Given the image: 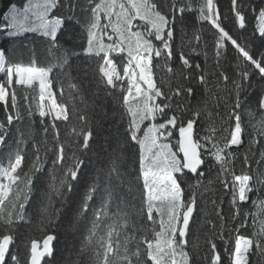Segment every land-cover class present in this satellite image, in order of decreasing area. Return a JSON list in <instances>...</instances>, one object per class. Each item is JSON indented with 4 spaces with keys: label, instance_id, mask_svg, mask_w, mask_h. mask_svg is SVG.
Instances as JSON below:
<instances>
[{
    "label": "snow or ice",
    "instance_id": "snow-or-ice-1",
    "mask_svg": "<svg viewBox=\"0 0 264 264\" xmlns=\"http://www.w3.org/2000/svg\"><path fill=\"white\" fill-rule=\"evenodd\" d=\"M229 5L231 16L221 13L217 0H199L195 8L191 0H84L79 5L84 15L81 21L71 0H43L35 6L39 9V23L32 28H25L5 14L0 32L9 37L40 32L46 38L47 66H39L34 53L25 64L11 61L0 49V105L7 112L6 122H0V146L14 121L22 119L17 88L24 90L20 99L27 103L29 115L32 99L38 98L36 110L44 137L40 143L33 142L32 155L27 157V141L21 133L6 166H0V223L4 226L0 264H20L17 254L10 251V233L17 221L25 219L31 173L41 170L49 152L53 170L59 169L61 175L53 177L42 226L54 224L61 209L55 208L53 199L63 204L65 194L72 191V182L78 180L85 166L82 157L95 152L97 161L76 209L73 229L89 212L91 219L85 226L77 259L70 264H196L189 251L190 221L197 210L198 189L214 183L213 171L215 180L231 196L232 221L239 220L240 209L250 199V193L264 190V171L237 175L232 167L244 144L240 113L250 78L258 76L264 81V7L258 13L252 9L258 23L253 36L240 42L243 38L226 30L224 23L231 20L234 27L246 28L244 0H229ZM31 7L26 4L24 13ZM62 9H67V14ZM190 11H195L201 25L207 24L213 30L217 63L231 46L239 69L233 77L220 73V78L231 85L230 103L226 105L228 127L217 129L214 116L220 114L207 112L199 103L194 106L188 99L194 95V82L207 84L201 65L183 51L178 55L176 69L171 63L176 26ZM194 38L200 39L199 35ZM255 41L261 45L258 56L252 52ZM192 51L198 54L195 47ZM89 71L96 80L90 102L80 84V74L87 75ZM101 93L111 98L118 109L114 113L118 119L107 129L96 119H107ZM256 103L264 111V88ZM58 121L65 125L64 139ZM177 132L179 138L173 144ZM256 134L264 138V121ZM260 142L264 141L250 134L245 164L249 163L253 145ZM68 147L73 149L71 162L65 163ZM260 157L264 163V151ZM259 207L264 210V200L259 201ZM216 215L221 221L216 234L225 241L224 255L214 240H209L208 264H225V256L228 264H250L251 254L264 256V221L259 231L248 238L240 234L246 220L229 229L222 211ZM207 223L217 228L212 220ZM225 231L229 237L235 233L234 243L225 237ZM54 239V235H46L40 250L36 241L31 242L30 264H41L45 256L52 255ZM196 247L192 243V248Z\"/></svg>",
    "mask_w": 264,
    "mask_h": 264
},
{
    "label": "trees",
    "instance_id": "trees-1",
    "mask_svg": "<svg viewBox=\"0 0 264 264\" xmlns=\"http://www.w3.org/2000/svg\"><path fill=\"white\" fill-rule=\"evenodd\" d=\"M68 0H66V3ZM84 0H71V3L76 5L77 18L81 21L84 20V15L80 12L79 5ZM182 2H188V0H182ZM199 0H191L193 8L198 4ZM219 10L221 13L231 16L229 12V0H217ZM31 0H0V23H3L5 14H8L10 10L15 8L21 10L24 9L26 4H30ZM246 11V28L238 29V26H233L231 20H226L224 27L234 35H238L243 38L240 42H246L247 38L253 36V30L258 23L252 12V9H256L257 13L260 7H264V0H244ZM67 14V9H62ZM51 13L49 18H51ZM75 24V20L71 21ZM79 28V25H76ZM213 30L207 24L201 25L196 19L195 11H190L185 14L182 24L176 26L175 41H174V56L172 58V66L176 69L179 61L178 55L183 51L186 55L193 57V62L200 64L204 70L207 84L200 85L198 82H194L192 87L194 88V95L189 97V101L195 106L199 103V106L207 112L219 113L220 115L214 116V126L219 129L223 125L228 127L230 122L226 116V105L230 103V90L231 85L220 78V73H225L230 77H233L239 69L236 67V60L234 58L231 46L225 58H221L219 64L215 58V38L212 34ZM195 35H199V41L194 38ZM258 36V32L255 33ZM158 43V42H155ZM67 46V45H66ZM197 49L198 54L193 53L192 48ZM261 45L259 41L252 43V52L258 56V51ZM0 49H3L7 53V57L14 62L28 63L31 55L34 53L35 58L38 61V65L46 67L47 59V41L40 32L22 33L17 37H9L6 33L0 32ZM117 56H123L124 54H113ZM156 61H154L155 63ZM83 64V61H81ZM198 71V70H197ZM55 74V73H54ZM159 75V73H157ZM75 75V73H74ZM171 76V73L168 74ZM250 87L247 89V95L243 97L244 107L241 110L242 127L244 132L242 139L244 144L237 152L236 158L233 160L232 167L235 174H252L255 175L258 170L264 171V163L261 162L260 152L264 151V142L253 145L251 152L249 153V163H244V154L248 151L249 136L255 138L258 141H264V138L256 134V128L260 126L261 121H264V111H260L257 108V95L264 88V81H261L258 76L250 78ZM80 84L84 91L85 98L90 102V92L95 90L96 80L91 71L87 75L80 74ZM55 91V89H54ZM18 102L20 103V112L22 119L20 121H14L13 125L9 128L3 146H0V166H6L7 157L10 152H13L16 147V140L23 134L24 139L27 141L25 151L27 157L32 155L33 142L40 143L43 140L41 118L36 110V103L38 98L32 99V114L29 115L27 109V103L20 99L25 93L21 88H17ZM59 99V93H57ZM101 100L105 102L107 119L97 117V122L102 125L103 128H110L118 116H114V113L118 112L116 106L112 103L111 98H104L101 93ZM77 104L80 108L84 105L80 104L77 100ZM218 105V107H217ZM99 112V108L96 109ZM7 112L3 105H0V122H6ZM224 117V119H221ZM45 121L48 118H44ZM202 123V122H201ZM60 128L61 139L65 138V125L61 122H57ZM200 123L196 127L200 128ZM202 134V133H201ZM178 132L174 134L172 143L175 144L178 139ZM51 135L48 136L49 146H51ZM222 140V137H219ZM96 145L93 146L96 149ZM72 148H66V156L68 159L65 163L71 162ZM43 155V152L41 153ZM52 155L49 152L47 161L39 172L31 173L32 183L30 190L28 191V200L24 209L25 219L17 221L14 225L11 235H13V243L11 244L10 251L17 254L20 264H29L31 257V242L36 241L42 244L44 238L48 234L55 236L53 243L52 256L45 259L44 264H70L71 261L77 259V251L81 245L83 236L85 234V226L90 222L91 213L86 214L84 218L76 222V227L73 229V221L76 215V209L81 203V199L86 191L87 183L91 178L97 161L95 159V152H89L82 158L85 160V166L82 168V175L78 180L73 181V189L71 192H67L63 198V204L60 199L54 198L53 204L55 208H60L61 211L58 217L55 218V222L52 225L42 226V220L45 219L43 212L44 206L48 203L47 194L50 193V188L53 183V177L61 175L60 170H53L51 164ZM28 163L26 158L25 164ZM27 170V169H25ZM214 183L211 185H205V187L198 189L199 199L197 204V210L193 215L192 222L190 224L189 232V251L190 255L196 258V264H208L206 259L210 255L209 240H214L217 250L224 255L225 241L221 240L217 236V231L220 230L221 221L216 215L217 211H222L226 218L225 224L227 228L231 229L240 222V220H246V227L241 229L242 235L251 238L254 233L258 232L261 227V221H264V210L259 207V201L264 200V190L254 191L250 193V199L244 203L240 209L239 220L233 222L232 207L230 204L231 196L224 189L222 183L215 180V171H213ZM231 179V177H229ZM23 187V184H21ZM215 201V203H213ZM252 201H257V204H253ZM51 211V210H50ZM245 214H247L245 216ZM212 220L217 228L213 229L208 223V220ZM4 234V226L0 223V236ZM224 235L231 243H234L235 233L231 237L228 236V232L225 231ZM192 243L197 245L196 248H192ZM250 264H264V256L254 253L249 257ZM148 264H151L149 261ZM225 264H228L227 257L225 256Z\"/></svg>",
    "mask_w": 264,
    "mask_h": 264
},
{
    "label": "rangeland",
    "instance_id": "rangeland-1",
    "mask_svg": "<svg viewBox=\"0 0 264 264\" xmlns=\"http://www.w3.org/2000/svg\"><path fill=\"white\" fill-rule=\"evenodd\" d=\"M41 3H43V0H31L30 5H32V7L30 8L27 14L24 13V9L19 10L17 8H12L10 12L8 13V16L10 18H14L18 24H23L25 28H32L36 26V24L39 23V21L37 20L39 9H37L35 6ZM25 15H27V19H25ZM23 33H26V32H23Z\"/></svg>",
    "mask_w": 264,
    "mask_h": 264
},
{
    "label": "water",
    "instance_id": "water-1",
    "mask_svg": "<svg viewBox=\"0 0 264 264\" xmlns=\"http://www.w3.org/2000/svg\"><path fill=\"white\" fill-rule=\"evenodd\" d=\"M192 220L190 221V224H191ZM53 243H54V240L51 242V246H53ZM10 248H11V245H10ZM37 248L38 250L42 249L43 248V243L42 244H39L37 243ZM52 256V255H51ZM50 256V257H51ZM49 258V256H45L42 260H41V264H44V261L45 259ZM29 264H30V261H29Z\"/></svg>",
    "mask_w": 264,
    "mask_h": 264
}]
</instances>
